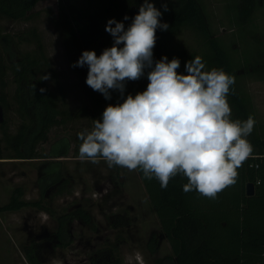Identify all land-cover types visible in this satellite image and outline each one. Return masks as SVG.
<instances>
[{
	"label": "rangeland",
	"instance_id": "obj_1",
	"mask_svg": "<svg viewBox=\"0 0 264 264\" xmlns=\"http://www.w3.org/2000/svg\"><path fill=\"white\" fill-rule=\"evenodd\" d=\"M197 1L211 38L220 42L233 62L238 87L249 99L264 138V0H256L253 16L244 25L236 21V0ZM62 10L69 13L76 28L75 20L82 22L100 12L102 5L97 0H43L24 20L12 21L0 16V65L5 66L3 89L7 100L5 107L0 106V154L14 153L7 147L4 132L15 134L23 123L29 122L18 112L17 82L10 70L23 57L38 62L37 77L48 76L45 81L59 97L57 85H61L65 95L58 107L66 119L53 127L48 140L40 144L38 152L42 158L0 160V207L9 202L17 187L23 189L25 200L41 201L40 207L28 205L19 211L0 212V264H83L93 252L98 253L95 261L102 264H129L128 257H132V264H175L169 259L173 251L138 171L118 166L109 168L104 161L94 164L78 158L81 143L78 133L91 130L93 120L100 119L94 105L98 103L104 109L117 104L121 97L115 90H110V100L99 92L92 97L78 67H73L83 51L94 50L99 56L113 45V37L105 31L112 18L103 20L98 37L90 44L76 28L82 50L70 54L57 27ZM6 37L8 42L1 43ZM208 46V39L202 33L184 28L169 41L166 56L169 61L180 60L177 71L181 74H186L184 65L190 57L200 56L209 70L212 51ZM62 139L67 141L68 153L60 158L52 157ZM53 161L61 162V177L67 179L70 193L60 195L59 187L42 192L40 169L44 163ZM73 208L88 215L90 222L77 219L68 225L69 236L61 237L59 219ZM64 242L69 243L64 246ZM151 247L155 248L154 252ZM28 252L36 263L29 261ZM137 252L140 261L135 259Z\"/></svg>",
	"mask_w": 264,
	"mask_h": 264
},
{
	"label": "trees",
	"instance_id": "obj_2",
	"mask_svg": "<svg viewBox=\"0 0 264 264\" xmlns=\"http://www.w3.org/2000/svg\"><path fill=\"white\" fill-rule=\"evenodd\" d=\"M43 0H0V16L8 20L18 21L30 17L35 7ZM102 10L96 12L82 22L76 21V28L80 36L92 43L98 37L105 18L122 21L125 28L131 24L132 18L138 14L139 7L144 0H97ZM162 13L161 23L169 25L168 30H156V45L153 49V60L158 61L166 56L169 41L184 28H191L202 33L208 39L212 55L209 64L212 68L223 69L235 78V83L228 95V102L232 109L231 118L244 121L249 115L254 117L250 109L249 99L246 98L237 84L233 62L225 48L217 39L211 38L205 14L197 0H151ZM236 21L244 25L253 16L256 0H236ZM167 3L168 11H164L163 4ZM128 16V20L124 17ZM57 27L61 31L68 53L77 54L81 51V43L68 12L62 10ZM4 38L1 43H7ZM194 57H190L192 59ZM248 61V59H247ZM246 61V62H247ZM38 62L29 56L23 57L11 66L12 74L17 82L16 102L23 123L15 134L4 132V140L8 148L14 150L13 155L0 154V159L35 160L42 158L38 149L46 142L49 132L65 121V113L58 107L64 91L58 83L61 94L59 97L45 80L37 77ZM43 67V66H42ZM41 69V67H39ZM88 68V67H87ZM87 68L78 67L79 76L86 84ZM147 72V70H146ZM5 66L0 65V106L7 104L4 82ZM54 79L58 80L57 75ZM148 84L145 75L137 81H126L124 96L118 103H122L127 95H135L146 90ZM87 85V84H86ZM91 96L98 92L89 86ZM45 91L42 93L40 89ZM100 119L105 110L98 103L94 105ZM247 139L253 145V154L238 169L236 183L218 193L215 199L207 198L193 190L185 193L183 185L187 178L181 174L173 177L166 189L161 188L155 178L149 180L137 170L151 201L152 207L159 219L162 231L169 241L175 264H264V138L257 123ZM66 140L62 139L59 149L51 154L52 157H63L68 153ZM61 162H46L41 167L39 186L43 191L52 189L59 183V194L68 192V181L61 177ZM117 167V166H115ZM43 168V169H42ZM254 183L255 193L249 196L247 185ZM44 193V192H43ZM21 187L15 188L7 204L0 207V212H14L31 206H41V201L30 202L25 200ZM78 213V214H77ZM75 217L89 222L90 217L82 211H77ZM70 214L62 215L59 219L58 234L68 235V219ZM69 236V235H68ZM69 242H64V246ZM154 252L155 248L151 247ZM32 263L36 260L31 252L27 253Z\"/></svg>",
	"mask_w": 264,
	"mask_h": 264
},
{
	"label": "clouds",
	"instance_id": "obj_3",
	"mask_svg": "<svg viewBox=\"0 0 264 264\" xmlns=\"http://www.w3.org/2000/svg\"><path fill=\"white\" fill-rule=\"evenodd\" d=\"M163 7L168 11L167 3ZM161 16L151 0H144L127 28L122 21L109 19L105 31L113 37V45L99 56L85 50L73 65L88 66L87 86L106 100L111 99L110 90L123 97L126 81L145 75L148 80L146 90L109 104L101 119L93 120L91 130L78 133V158L140 170L163 189L181 174L187 178L185 193L195 190L215 199L236 183L238 169L252 156L247 137L256 120L252 115L244 121L231 118L227 98L235 78L223 69L206 70L197 56L185 63L186 74H181L178 58L153 60L156 30L169 28ZM135 259L141 260L139 252ZM128 261L132 264V257Z\"/></svg>",
	"mask_w": 264,
	"mask_h": 264
},
{
	"label": "flooded vegetation",
	"instance_id": "obj_4",
	"mask_svg": "<svg viewBox=\"0 0 264 264\" xmlns=\"http://www.w3.org/2000/svg\"><path fill=\"white\" fill-rule=\"evenodd\" d=\"M57 146H58V144H57ZM59 147V146H58ZM58 149V148H57ZM55 158H60V157H55ZM39 175H40V173H39ZM41 176V175H40ZM59 183H57V184H55V186L53 187V188H58L59 187ZM74 210L72 211V212H70V217H69V219H68V225L70 226L71 225V223L72 222H74V221H76L77 219H81V222H83V223H89V222H87L86 220L84 221L81 217H80V215H78L79 217H75L76 215H75V213H76V209L75 208H73ZM78 214V213H77ZM71 235V234H70ZM57 237V235L56 234H54V237L52 238V239H54L55 240V238ZM61 245V243L60 244H58L57 245V247H59ZM98 257V253H96V252H93V255H90V257H88V259H86L84 262H83V264L84 263H89V264H102V262L101 261H98V262H96L95 261V259ZM103 264H110V262H106V263H104L103 262Z\"/></svg>",
	"mask_w": 264,
	"mask_h": 264
},
{
	"label": "water",
	"instance_id": "obj_5",
	"mask_svg": "<svg viewBox=\"0 0 264 264\" xmlns=\"http://www.w3.org/2000/svg\"><path fill=\"white\" fill-rule=\"evenodd\" d=\"M247 193H248L249 196L254 195V193H255V185H254V183H249L247 185Z\"/></svg>",
	"mask_w": 264,
	"mask_h": 264
},
{
	"label": "crops",
	"instance_id": "obj_6",
	"mask_svg": "<svg viewBox=\"0 0 264 264\" xmlns=\"http://www.w3.org/2000/svg\"><path fill=\"white\" fill-rule=\"evenodd\" d=\"M0 160H3V159H0ZM7 161H10V162H15V161H21V160H16V159H6ZM24 161V160H22ZM32 161V160H31Z\"/></svg>",
	"mask_w": 264,
	"mask_h": 264
}]
</instances>
